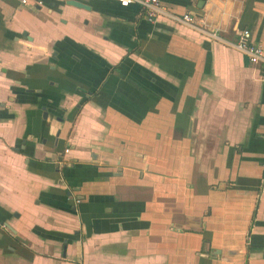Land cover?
Returning a JSON list of instances; mask_svg holds the SVG:
<instances>
[{
	"label": "crops",
	"instance_id": "crops-1",
	"mask_svg": "<svg viewBox=\"0 0 264 264\" xmlns=\"http://www.w3.org/2000/svg\"><path fill=\"white\" fill-rule=\"evenodd\" d=\"M0 0V264H264V0Z\"/></svg>",
	"mask_w": 264,
	"mask_h": 264
},
{
	"label": "built area",
	"instance_id": "built-area-1",
	"mask_svg": "<svg viewBox=\"0 0 264 264\" xmlns=\"http://www.w3.org/2000/svg\"><path fill=\"white\" fill-rule=\"evenodd\" d=\"M122 7L136 5L149 21L155 20L157 17L164 15L176 22L184 23L196 27L194 23V16L186 13L183 16L175 15L169 12L163 5L161 0H116ZM230 45L236 47L244 55L247 56L250 63L254 65H261L262 79L264 80V47L254 41L252 32L249 29L242 30L238 35V40L234 43L229 42Z\"/></svg>",
	"mask_w": 264,
	"mask_h": 264
},
{
	"label": "water",
	"instance_id": "water-1",
	"mask_svg": "<svg viewBox=\"0 0 264 264\" xmlns=\"http://www.w3.org/2000/svg\"><path fill=\"white\" fill-rule=\"evenodd\" d=\"M68 2L71 3V4H73V5H76L78 7H83V8H86V9L89 8L85 3L81 2V1L69 0ZM202 2L204 3V0Z\"/></svg>",
	"mask_w": 264,
	"mask_h": 264
}]
</instances>
